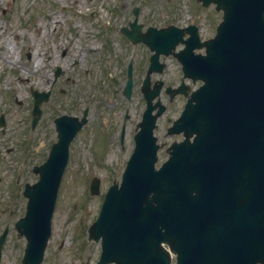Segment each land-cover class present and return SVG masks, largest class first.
I'll return each instance as SVG.
<instances>
[{
	"label": "water",
	"instance_id": "water-1",
	"mask_svg": "<svg viewBox=\"0 0 264 264\" xmlns=\"http://www.w3.org/2000/svg\"><path fill=\"white\" fill-rule=\"evenodd\" d=\"M214 2L225 15L215 39L200 43L195 34L185 42L184 51L174 53L185 77L205 84L191 94L180 119L170 128L175 134L183 132L185 140L167 149L169 159L159 170L156 162L161 146L154 128L165 107L160 99L155 105L152 102L162 85L150 91L145 81L147 109L135 136V150L121 184H114L106 193L89 230L90 238H102L97 264H170L165 245L170 247L173 242L185 253L189 241L199 245L193 237L207 226H224L230 221L238 247L246 248L247 224L256 233L263 226L264 180L259 168L264 166V141L251 137L241 141L236 124L243 120L247 127L252 119H264V0ZM166 36L172 42L162 50L165 55L173 53L182 40L180 33ZM200 47H206V56L194 55V49ZM126 86L129 96L131 79ZM179 91L186 95L183 85L175 93ZM85 120L78 124L77 119L64 117L57 122L59 141L41 167L42 180L36 186L38 191L31 194L26 218L17 224L18 229L25 227L28 238L23 264L43 260L70 142ZM229 125L236 128L232 131ZM246 176L248 206L244 203ZM91 188L92 194L98 193V181ZM1 237L0 247L6 236Z\"/></svg>",
	"mask_w": 264,
	"mask_h": 264
},
{
	"label": "rangeland",
	"instance_id": "rangeland-1",
	"mask_svg": "<svg viewBox=\"0 0 264 264\" xmlns=\"http://www.w3.org/2000/svg\"><path fill=\"white\" fill-rule=\"evenodd\" d=\"M192 3L193 0H0V116L1 113L6 115L5 132L1 134L0 128V150L9 173L14 174L13 178L7 175L0 188V211L2 206L5 207L1 219L3 224L7 221L12 224L24 215L25 209L17 196L21 195L20 189L12 190L6 185L12 184L18 173V167L23 162L22 143L30 136V87L45 90L53 66L51 62L44 65V69L34 68L26 53L36 52L40 55L45 52L54 56V45L66 46L69 52L70 49L73 52V56L63 62V67L74 83L67 84L63 98L58 96L55 102L48 105L51 115L47 110L43 120L46 127L42 121L34 134L35 138L50 131L55 139L52 123L54 112L51 110L60 101H63V114L79 116L85 107L91 110L89 126L71 146L70 162L60 185L52 220L53 235L42 264H81L86 261L96 264L100 257V243L88 241L86 230L95 221L109 186L114 180L121 179L124 170L122 164L133 149L131 138L127 139L125 150L120 151L114 139L107 137L106 140L105 134L112 133L116 121L119 123L114 131L119 130L126 113L129 114L127 129L132 132L146 109L140 88L146 75L147 56L139 49L125 48L118 34L120 26L130 18L133 6L142 8V15L147 17L165 14L171 20L176 15L179 19L177 23L184 24L193 18L194 12L197 14L196 6ZM210 13L202 12V16L208 17L202 37H209L214 32L212 18L215 15L210 16ZM54 14H60L57 23L54 22ZM37 31L41 33L36 34ZM10 38L14 45L11 58L6 44ZM86 49H92L90 55ZM133 50L136 53L134 90L132 98L127 100L122 96V91L127 77V63ZM71 61H77L75 67L71 66ZM166 62L167 68L161 79L165 85L178 86L182 77L181 67L172 58ZM198 86L196 84L194 88ZM162 101L167 111L158 121L156 135L161 143L169 145L177 138H165L171 125L168 120L179 118L185 99L179 97L169 103V97L162 93ZM103 119L109 120L108 129ZM32 158L34 162L25 160L27 169H31L35 163L36 158ZM166 158L165 152L160 151V162ZM13 168L16 170L13 171ZM93 178L101 180V192L91 196L89 185ZM2 179L3 175L0 182ZM25 244V240L12 231L4 246L3 264H21Z\"/></svg>",
	"mask_w": 264,
	"mask_h": 264
},
{
	"label": "flooded vegetation",
	"instance_id": "flooded-vegetation-1",
	"mask_svg": "<svg viewBox=\"0 0 264 264\" xmlns=\"http://www.w3.org/2000/svg\"><path fill=\"white\" fill-rule=\"evenodd\" d=\"M192 4L196 6L195 10L197 14L194 12L193 18H191L187 24L177 23V20L179 21V19L178 17H176V15L174 17H171L172 18L171 20L165 14L161 15L160 17L155 16L154 14L151 15V17H147L145 15L141 16V10L139 11L138 16L135 17L134 15L135 9H133L131 11V17L129 19H126L125 23L120 26V29L118 30L119 31L118 34L119 36L122 37V42H124L125 47L134 48V49L141 48L142 50H144V51L141 50L142 52H148V54L150 55L151 52L143 41H140L137 44H132V42H130V40L127 37H125V34L123 33V29H125V31L130 32V33L136 32L140 37L145 35L147 32H148V35L151 34L152 36L157 35L159 33L162 34L163 33L162 30H164L165 28H168L170 25H178L179 27L183 29H187L188 26L193 25L197 29H199V31H201V28H204V26L207 23V19H208L207 16H202L203 11H210L211 12L210 16L213 14L215 15V17L212 18V27H214V33H215L218 28L217 26L219 25V22L222 18V13L217 12L215 5L208 4V7H205V5H203L202 2H198L196 0H193ZM174 19H176V21L172 22ZM135 21H137L135 25L136 28L132 26V24ZM137 27H138V30H136ZM40 33H41L40 31L36 32V34H40ZM53 49L55 50L54 56H50V54H46L45 52L40 53V55H38L36 52L26 53V57L31 61L32 65H34V68L37 67L39 68V70L44 69L43 68L44 65L51 63V62L53 63V66L51 68V77H49L47 80L48 87L45 88V90L30 87V90H29L30 91L29 113L31 116L30 121H29L30 136L28 137V139L24 140V143H22L23 144L22 147L24 149L22 152L23 162L18 167L19 170H18L17 175L15 176V179L12 180V182L15 181V183H13L14 185L13 184L6 185V186L13 185L12 189L16 188V186L19 187L20 189L19 191L21 195L20 196L17 195V196L20 198V201L22 202L21 207H25L27 204L26 198H25V191H24V189L26 188V185L34 184L39 180L38 179L39 173L37 174V167L43 164L48 159V155L53 147V143L56 140L57 132H56L55 120L59 116L63 115V113L61 112V109H63V106H62L63 101H60L56 105V107L51 110L52 112H54V114H52L53 115L52 123L54 124L53 133L56 135L55 139L52 138L51 136L52 134L50 133V131H48L47 133L40 134L41 136H45V138L41 136H39L38 138L37 137L35 138L34 134L36 133V130L41 126L42 121L45 119L46 113L48 112L50 114L49 112L50 108L48 107V105H50L53 101L55 102V99L58 96L63 98L66 95L65 87L67 86V84L74 83L73 78H70L67 75L66 73L67 71L65 70V67H63V62L68 60L69 59L68 57L73 54L72 49H70V52H69L68 47L65 46L64 48H62L60 45L59 46L54 45ZM91 50L92 49H88V50L86 49V53L90 55L89 52ZM76 63L77 61L76 62L71 61L70 64L71 66L75 67ZM148 66H149V63L147 61V64L145 65L146 69L148 68ZM45 91H49L50 95H49V98L41 105L42 114L40 116V119L34 125L33 121L37 117L36 115L34 116V113H33V109L35 106L34 96L39 93H45ZM84 109H88L89 113H91V110L89 107H85ZM84 109L83 111L79 113V116L78 115H75V116H78V117L82 116L85 111ZM59 112L60 114H58ZM43 123L45 124L44 127H46V122L43 121ZM118 123L119 121H116V126ZM88 126L89 124L85 125L80 130V133H82ZM116 126L114 128H116ZM114 128L112 130V133L110 134L111 136L110 138L114 139V142L117 143V146L120 148L121 151H124L125 150L124 143H125L127 136L130 135L129 133L130 131H127L125 122L122 126H120L119 131L117 129L114 131ZM255 131L256 130H254V132ZM258 132L259 130H257L256 133L258 134ZM123 133L125 134L123 136L124 143L121 142ZM31 156L32 157L34 156L36 160H35V163L31 165L30 167L31 169H27V161L25 160L26 159L30 161L33 160L34 162V159ZM15 170L16 169L13 168V171ZM0 173H1L0 179H1V175H3V179L0 182V188H1L2 187L1 185L5 177L7 175H10L13 178L14 174L13 172L12 174L9 173V170L5 164V161L3 160H0ZM30 173L32 174V177L30 178L31 179L33 178L34 180H31L29 178ZM246 202L248 203L249 200L247 199ZM9 207L7 208V210L9 209ZM10 211L12 214V210ZM3 214H5L4 206H2V211H0V229H2V231L3 229L10 227V223H11L10 221H7L5 224L1 222ZM231 228H230V237H231L230 245L224 244L223 242L224 234H222V228L220 227V225L214 226L213 229H207L206 233L203 235L202 244H201V248L199 251L193 252L191 250V247H189L188 252H186V254L184 255L175 254V256L171 257V261H170L171 264H264V229L260 235L262 237L263 245L260 247V249H258L257 247H252L249 250V249H239L234 246ZM2 231L0 232V234L2 233Z\"/></svg>",
	"mask_w": 264,
	"mask_h": 264
},
{
	"label": "bare ground",
	"instance_id": "bare-ground-1",
	"mask_svg": "<svg viewBox=\"0 0 264 264\" xmlns=\"http://www.w3.org/2000/svg\"><path fill=\"white\" fill-rule=\"evenodd\" d=\"M54 22L57 23L58 22V19L60 18V14H54ZM13 40H11V38L9 40L6 41V44H7V47H8V50H9V54H10V58H11V53H12V50L14 49V45L12 43ZM15 64L17 61H13ZM12 61L10 63H13ZM34 67V65H33Z\"/></svg>",
	"mask_w": 264,
	"mask_h": 264
}]
</instances>
